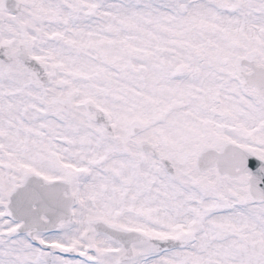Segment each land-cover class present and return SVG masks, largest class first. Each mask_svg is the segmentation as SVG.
Returning <instances> with one entry per match:
<instances>
[{
	"label": "snow or ice",
	"instance_id": "6c2138e0",
	"mask_svg": "<svg viewBox=\"0 0 264 264\" xmlns=\"http://www.w3.org/2000/svg\"><path fill=\"white\" fill-rule=\"evenodd\" d=\"M0 264H264V0H0Z\"/></svg>",
	"mask_w": 264,
	"mask_h": 264
}]
</instances>
